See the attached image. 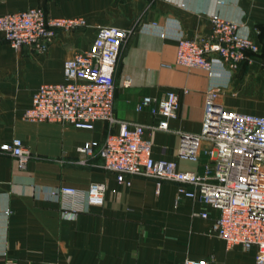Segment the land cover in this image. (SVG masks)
I'll list each match as a JSON object with an SVG mask.
<instances>
[{
  "label": "crops",
  "instance_id": "obj_1",
  "mask_svg": "<svg viewBox=\"0 0 264 264\" xmlns=\"http://www.w3.org/2000/svg\"><path fill=\"white\" fill-rule=\"evenodd\" d=\"M30 8L85 25L57 29L44 54L27 46L15 51L0 33V146L18 138L32 152L24 171L0 152V264H254V249L227 248L211 231L219 212L178 200L176 184L157 188L151 179L132 178L127 187L104 171L99 150L111 131L107 123L87 131L21 117L41 85L63 82L64 61L87 51L100 28L131 29L114 72L113 115L158 124L161 117L138 112V102L176 92L177 117L168 121L169 132L150 136L152 157L200 175L207 157L183 160L178 148L180 136L200 132L206 92L219 91L218 101L229 110L264 116L254 102L260 84L253 85L264 81V0H0V16ZM212 15L238 24L240 35L258 45V55L233 72L218 60L210 74L176 66L178 40L208 34ZM87 142L97 143L92 156L79 155L76 148ZM93 183L105 187L103 206L63 220L48 191L68 186L84 193Z\"/></svg>",
  "mask_w": 264,
  "mask_h": 264
},
{
  "label": "built area",
  "instance_id": "obj_2",
  "mask_svg": "<svg viewBox=\"0 0 264 264\" xmlns=\"http://www.w3.org/2000/svg\"><path fill=\"white\" fill-rule=\"evenodd\" d=\"M211 30L205 35L181 38L176 45L175 65L211 72L212 61L236 71L258 55V45L241 36L239 25L218 15L209 18ZM83 19L47 18L39 8L0 16V33L15 51L23 46L44 54L57 29L70 32L84 26ZM133 30L104 27L87 51L78 52L63 63V82L41 85L24 110L22 120L32 124L60 123L91 131L97 122L107 123L110 133L99 150L104 171L113 173L120 185L129 187L132 178L151 179L177 185L176 198L200 202L219 212L211 231L227 248L255 250L254 264H264V116L239 113L218 101L219 91L205 93L200 132L180 136L178 157L196 162L203 153L207 162L202 174L180 171L172 161L152 157L150 136L169 132L168 121L177 117L178 94L167 91L160 99L143 97L136 110L161 117L158 124L123 121L113 115L114 72L122 46ZM129 86V80L124 83ZM96 142L76 148L81 156H92ZM0 152L14 159L24 171L32 152L14 138L0 146ZM48 196L59 204L63 220H74L89 208L101 207L105 187L90 184L86 192L61 186ZM201 218L206 219L205 213ZM184 264H210L185 261Z\"/></svg>",
  "mask_w": 264,
  "mask_h": 264
},
{
  "label": "rangeland",
  "instance_id": "obj_3",
  "mask_svg": "<svg viewBox=\"0 0 264 264\" xmlns=\"http://www.w3.org/2000/svg\"><path fill=\"white\" fill-rule=\"evenodd\" d=\"M256 82L258 83V84H260L259 85V91L255 94V97H254V102H255V106H257V107H259V108H264V81L262 82V81H260V80H258V81H255L254 83H253V85H255L256 84ZM261 83H263L262 85H261ZM256 86V85H255ZM22 118V117H21ZM25 122V121H24ZM26 123H28V122H26ZM32 124V123H31Z\"/></svg>",
  "mask_w": 264,
  "mask_h": 264
}]
</instances>
